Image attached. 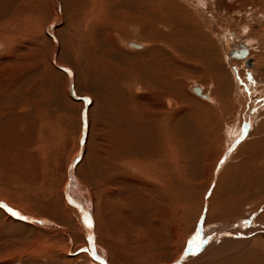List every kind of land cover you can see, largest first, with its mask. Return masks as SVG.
Instances as JSON below:
<instances>
[{"label":"rangeland","instance_id":"374dc122","mask_svg":"<svg viewBox=\"0 0 264 264\" xmlns=\"http://www.w3.org/2000/svg\"><path fill=\"white\" fill-rule=\"evenodd\" d=\"M103 12L106 15L100 19ZM114 22L139 25L112 32ZM154 22H168L173 30ZM129 42L145 48L131 49ZM239 43L248 49L246 59L252 66H246L244 59L229 58L228 51ZM139 62L146 63V80ZM113 63L121 79L123 76L119 79L122 88H130L122 89L119 95L112 72L102 73V68L112 70ZM193 87L201 88L211 99L194 94ZM149 110L158 112L156 116L163 113L166 138H155L160 132L153 133L151 125V130L139 131L146 132V147L165 138L169 155L177 163L179 180L172 182L177 185L170 208L189 207L190 217L201 199L205 213L199 217L204 221L209 199L214 204L233 198L237 189L226 190V183L239 182L235 167L244 155L255 154L257 147V151H264V0H0V137L4 140L0 194L6 198L0 199V264H102L86 254L90 245L85 212L92 226L94 250L102 253L100 249L107 248L104 264H146V258L153 260L156 255L160 259L154 264H175L185 252L197 256L217 241L213 236L208 243L211 230L193 234L194 226L181 256L174 259L159 250L148 252V246L142 244L146 229L140 227L146 225V198L149 208H155L158 199L153 191L160 188L149 178L145 181L149 187L138 177L139 185L125 184L116 190L115 182L105 181L111 163L137 149L130 139L134 128L127 117L137 113L145 118ZM249 139H258L260 147L253 143L247 146L249 151L239 152ZM165 146L162 143L163 149ZM249 166L246 163L238 171ZM260 176L250 181L257 182L254 198L264 196V174ZM124 177L130 180L134 171ZM81 187L88 189L92 203L86 202L87 191ZM122 189L128 191L134 204L110 195ZM69 197L77 202L76 209ZM115 203L131 217L126 221H139L140 225L130 222L120 226L118 213V227L114 226L108 215L116 214ZM139 204L142 209L135 211ZM262 210L240 223L247 222L246 228H251L250 220L263 215ZM112 232L117 241H112L114 247ZM132 241H136L135 247ZM116 244L122 245L123 254ZM261 246L264 254V243Z\"/></svg>","mask_w":264,"mask_h":264},{"label":"bare ground","instance_id":"6f19581e","mask_svg":"<svg viewBox=\"0 0 264 264\" xmlns=\"http://www.w3.org/2000/svg\"><path fill=\"white\" fill-rule=\"evenodd\" d=\"M110 4V3H109ZM101 5V4H100ZM110 6V5H109ZM94 11V10H93ZM141 11V10H140ZM104 12L101 14V17L100 19L104 16ZM106 15V14H105ZM162 15V14H161ZM128 18V16H126ZM103 19V18H102ZM115 24H113L112 26V32L113 30H117V32L119 31V28L121 27H127V26H137L139 24L137 23H133V22H114ZM146 23V22H145ZM151 24V23H150ZM155 26L157 24L163 26V27H166V28H170L169 30L172 29V24H169L168 22H154ZM120 25V26H119ZM118 28H116V27ZM160 26V27H161ZM114 27V28H113ZM124 27V28H125ZM152 27V26H151ZM123 28V29H124ZM156 28V27H155ZM108 31H110L108 28H107ZM173 30V29H172ZM176 30V29H175ZM159 31V30H158ZM122 32V31H121ZM120 32V33H121ZM173 32V31H171ZM100 33H103L102 31ZM175 34V33H174ZM101 35V34H100ZM99 35V36H100ZM122 35V34H121ZM166 37V36H165ZM170 37V36H169ZM101 38V37H100ZM249 39V38H248ZM121 40V39H120ZM125 41V38L123 39ZM163 40H166V39H163ZM167 41V40H166ZM170 41V40H169ZM181 41V40H179ZM123 42V41H122ZM172 42V40H171ZM175 42V41H173ZM94 43V42H93ZM161 43V42H160ZM163 44V43H162ZM171 44V43H170ZM179 44V43H177ZM102 45V44H101ZM172 45V44H171ZM95 46V45H94ZM112 46L115 47V45L112 44ZM117 47V46H116ZM128 47L131 48V49H134V50H142L145 48V45H141V44H138L136 42H132L128 44ZM167 47V46H166ZM174 47V46H173ZM182 47V46H181ZM93 48V47H92ZM112 48V47H111ZM165 48V47H164ZM171 48V47H169ZM94 49V48H93ZM114 49V48H113ZM112 49V50H113ZM116 49V48H115ZM118 49V47H117ZM168 49V48H167ZM166 49V50H167ZM164 50V51H166ZM104 51V50H103ZM119 51V50H118ZM170 51V50H169ZM172 51V50H171ZM183 51V50H182ZM80 52V51H79ZM132 52V51H131ZM174 52V51H172ZM170 52V53H172ZM130 53V52H129ZM128 53V54H129ZM133 53V52H132ZM113 55V54H112ZM175 55V54H174ZM170 56V55H169ZM177 58V57H176ZM169 59V58H168ZM166 60V59H165ZM118 61V60H117ZM121 61V60H120ZM119 61V62H120ZM164 61V60H163ZM163 61H161L163 63ZM167 61V60H166ZM170 61V60H169ZM122 62V61H121ZM160 62V61H159ZM165 62V61H164ZM117 63V62H115ZM113 63L112 65V70L109 69V68H102V73L103 74H106L108 72V70H110L112 72L111 76L114 77L115 79V83H117V91H116V95H119V93H121L122 89L128 91V87L126 88H122L123 85L121 84L120 80V70L118 69V67L116 66V64ZM138 63V62H137ZM140 63V62H139ZM154 63V62H153ZM166 63V62H165ZM171 63V62H170ZM172 63H173V59H172ZM122 64V63H121ZM123 64H124V61H123ZM127 64V63H126ZM142 64V63H140ZM134 65V64H133ZM131 65V66H133ZM136 65V64H135ZM134 65V66H135ZM143 66L140 68V72L143 73V76H144V79L146 80V63L142 64ZM163 65V64H162ZM119 66V65H118ZM125 66V65H124ZM130 66V68H131ZM137 66V65H136ZM135 66V67H136ZM153 66V65H152ZM155 66V65H154ZM158 66V65H157ZM156 66V67H157ZM129 68V66H127ZM161 67V66H160ZM159 67V68H160ZM165 67V65H164ZM162 67V68H164ZM177 67V66H176ZM127 68V70H129ZM137 68V67H136ZM132 69V68H131ZM125 71V70H124ZM138 71V70H137ZM153 71V70H152ZM67 72V71H66ZM155 72H153L154 74ZM114 74V76H113ZM123 74V73H122ZM137 75V73H136ZM155 75V74H154ZM153 75V76H154ZM161 78V77H160ZM160 78H157L159 79L160 81ZM163 78V77H162ZM122 79H123V76H122ZM121 79V81H122ZM163 80V79H162ZM169 81V80H168ZM140 83V82H139ZM172 83V82H170ZM174 83V82H173ZM146 85V84H145ZM175 85V84H174ZM140 86V85H139ZM147 86V85H146ZM149 86V85H148ZM167 86V85H166ZM65 87H66V84H65ZM141 88V87H140ZM152 88V87H150ZM199 88V87H198ZM158 89V88H157ZM160 89H161V86H160ZM200 91H201V88H199ZM138 91V90H137ZM158 91V90H157ZM130 92V91H129ZM158 94V93H157ZM201 95H204L206 99H211L210 96L206 93L204 94V92L202 93L201 92ZM67 96V95H66ZM73 96V94L71 95ZM159 96V95H158ZM161 96V95H160ZM199 96V95H198ZM74 97V96H73ZM201 97V96H200ZM204 98V97H202ZM69 100V99H68ZM208 100H205V101H208ZM213 100H211V104L213 103L212 102ZM72 102V101H71ZM155 103V102H154ZM160 103V102H159ZM153 104V103H152ZM21 105V104H20ZM24 105V104H22ZM72 105H74V103L72 102ZM151 105V104H150ZM157 105V104H156ZM153 106V105H151ZM159 105L156 106V108L158 107ZM167 106H169V103L167 102ZM160 111V110H159ZM163 110H161L162 112ZM148 111H146L147 113ZM150 113H147V116L146 117H152L153 119H146L143 118V117H139V115H137V113H133L130 115V117L127 119L130 120L131 122V125L132 127L134 128V135H130L132 138H130L131 140H134L135 142V145L137 146V149L135 150L134 154L133 152H130L128 151L129 153H126V156H123L120 155L121 157L119 158H116L117 160L114 162V163H111V168L110 170L107 171V175L106 173H104V179L105 181H108V180H111L112 182H115L114 183V188L113 190H116L118 187H120L121 185L125 186V184H133V183H136L138 182V185H139V178L141 180L146 181V178H149V179H153L154 180V183L153 185H157V187H159L158 189L161 191H158V190H154L153 193L157 196L156 199H158V203L156 206H153L155 208L153 209H150L152 208L150 206L149 208V205L150 203L148 202V199L146 198V225L145 226H141L140 227V230L141 228H145L146 229V234L144 235L143 237V246H148V249L150 250H147L148 252H151L152 251H162L164 256H170V257H174L177 258L179 255L181 256L183 250H184V247H185V242L187 240V238L189 237V235L194 231V226H196V229H195V235H198V233H200L201 231H206V230H211V231H214L213 232V235H209V238H208V243L209 241L213 238V236L215 238H217V241H219L217 244L214 242H212L211 244H209L207 246L208 243H206L204 245L207 246L203 252L201 254H197V256H193V257H190L189 255V252H185L182 256V259L180 260H176L174 263L175 264H264V254L262 252L263 250V246H261V244L264 243V214L263 215H260L259 218H255L253 220H250L249 222V225L251 226V228H244L247 224V220L246 218L247 217H250L249 215L250 214H256L258 213V211L262 210L264 211V196H260L259 198H254L252 196V192H253V188L254 186L256 185V183L252 184L250 181H252L253 179L259 177L261 174H264V154L263 152L264 151H261L259 149V151H257L256 147H254L253 149H256V153L253 154V155H249V153L245 154L244 155V160L242 161L241 164H239V166H236L235 168L236 169V172H235V178L239 180L238 183H233V182H230L228 181L226 183V190H234L237 191L235 192L233 198L231 197H228V199L225 201V200H222L221 202H215L214 204L212 203V199H209L208 201V207L206 205V208H207V213L205 214V220L203 221L202 218L203 217H199L201 216L202 213H205V211L203 210L204 206H203V200L200 199L199 203L197 204L196 208L193 206V208H195L193 214L194 215H191L190 217H188L189 215H187V208H184V207H181V208H170L171 207V202L173 203V201L175 202V199H174V195H173V190L175 189V185L177 184H174L172 183L173 181H178L179 180V175L176 171V167H177V163L172 159L171 155H169L170 151L168 152V148L167 147H170V146H165V144L167 143L165 141V134H164V129L166 128V123H165V119L164 116H163V113H162V116L161 115H157L156 116V111H150ZM165 112V111H164ZM152 113V114H151ZM241 114V113H240ZM167 116V114H166ZM126 119V118H125ZM124 119V120H125ZM129 122V123H130ZM263 122V121H262ZM260 122V123H262ZM264 123V122H263ZM262 123V124H263ZM126 125V124H125ZM124 125V127H125ZM130 126V124H128ZM154 126L153 127V133H155L154 130H157L160 132V134H155V138H156V135H162V138L165 137L163 139V142L162 141H158V144L157 142L156 143H152L150 144L148 147H146V132H142L140 133L139 131L140 130H144V129H152L150 126ZM239 125H240V122L237 123V128L236 127H233L234 130L236 128V134L239 132ZM260 125V124H259ZM264 126V124H263ZM258 127V125H257ZM231 128V127H230ZM225 129V128H224ZM229 130V129H227ZM127 131V130H126ZM133 131V130H132ZM256 131H258L256 129ZM255 131V132H256ZM260 132V131H259ZM264 132V131H262ZM262 132H260L262 134ZM229 133V132H228ZM227 133V135H228ZM232 133V131H231ZM127 134V133H126ZM136 134V136H135ZM254 134V133H253ZM258 135H260L259 133H257ZM231 135V134H229ZM252 135V134H251ZM256 135V133L254 134ZM0 136H2V131L0 130ZM129 136V137H130ZM257 136V135H256ZM160 137H158V139H160ZM228 137V136H227ZM259 137V136H258ZM260 138V137H259ZM263 138V136H262ZM129 139V141H130ZM252 139V137H251ZM254 139V138H253ZM264 139V138H263ZM262 139V140H263ZM156 140V139H155ZM154 140V141H155ZM161 140V139H160ZM257 140V141H256ZM261 142H264L262 141ZM157 141V140H156ZM137 142V143H136ZM160 142V143H159ZM166 142V143H165ZM259 142L258 139H255V141L253 142H250V139L244 144V146H241L239 148V152H241L240 150H244L245 151V148H248L252 146L253 143H256L259 145ZM260 142V143H261ZM162 143L164 144L165 148L163 149L162 148ZM229 143V142H228ZM6 144V143H5ZM152 145V146H151ZM155 145H157L158 148H154ZM161 145V148L159 149V146ZM257 145V146H258ZM6 146V145H5ZM8 146V145H7ZM152 148H151V147ZM154 146V147H153ZM263 146V145H262ZM10 147V146H8ZM133 147V146H132ZM227 147V146H226ZM260 147V145H259ZM264 147V146H263ZM128 148V147H127ZM131 148V147H130ZM247 148V150H248ZM262 148V147H261ZM133 149V148H132ZM159 149V150H157ZM3 150H4V140L0 137V158H1V153H3ZM172 150V149H171ZM252 150V149H250ZM220 151V150H219ZM249 151V150H248ZM247 151V152H248ZM222 152V151H221ZM237 152V153H239ZM246 152V151H245ZM254 152V151H253ZM259 152V153H258ZM173 153V151H172ZM237 153L235 155H237ZM4 154V153H3ZM217 154V153H216ZM251 154V153H250ZM262 154V155H260ZM218 155V154H217ZM4 156V155H3ZM123 156V157H122ZM175 156V155H174ZM5 157V156H4ZM237 157V156H236ZM235 157V158H236ZM120 158H123V162H119ZM177 159V157H175ZM6 158H4L5 160ZM2 160V159H1ZM178 160V159H177ZM6 161V160H5ZM122 161V159H121ZM241 161V160H240ZM178 162V161H177ZM250 164V166L248 168H245V170L241 169L238 171V168L244 164ZM217 164V163H216ZM1 165V164H0ZM5 166V165H3ZM214 166V165H213ZM216 168V167H215ZM134 171V177H130L131 179L128 180L124 177V175L128 172H132ZM4 170V169H3ZM5 171V170H4ZM25 171V170H24ZM66 171V170H65ZM104 170H102L103 172ZM70 173V172H69ZM101 173V171H100ZM131 174V173H130ZM129 174V175H130ZM103 176V174H101ZM210 175V174H209ZM3 177V176H2ZM139 177V178H138ZM261 177V176H260ZM138 178V179H137ZM208 178V177H207ZM211 178V176H210ZM209 178V179H210ZM1 179V178H0ZM66 179V178H65ZM3 180V179H2ZM71 180V179H70ZM84 178L82 179V183H85V181L83 182ZM263 180V179H262ZM74 181V179H73ZM95 181V180H94ZM209 181V180H208ZM5 182V181H4ZM142 182V181H141ZM210 182V181H209ZM264 182V181H263ZM96 183V182H95ZM100 183V182H99ZM97 183V184H99ZM143 183V182H142ZM176 183V182H175ZM178 183V182H177ZM150 184V183H149ZM152 184V183H151ZM174 184V185H173ZM210 184V183H209ZM262 184V183H260ZM65 185V184H64ZM104 186V184H102ZM134 186L137 185V184H133ZM143 185V184H141ZM74 186V185H73ZM76 186V185H75ZM72 189L74 190V192H78V188L75 187ZM123 186V187H124ZM129 186V185H128ZM127 186V187H128ZM149 185L147 183H145L144 187H146ZM210 186V185H209ZM143 187V186H142ZM220 187V186H219ZM218 187V188H219ZM256 187V186H255ZM12 188V187H11ZM82 188V187H81ZM151 188V187H150ZM217 188V189H218ZM82 189H85L88 193H89V196H88V193L87 192H84L86 193V202L88 204L92 203V199H91V195H90V192L88 191L87 188H82ZM80 189V190H82ZM216 189V190H217ZM19 190V189H18ZM112 190V191H113ZM223 190V189H222ZM9 191V190H8ZM17 191V190H16ZM16 191H12L14 194L16 193ZM63 188L61 190V194H62V198H63ZM118 191V190H117ZM123 191V193L121 195H117L118 192H121ZM82 192V194H83ZM116 192L115 194L114 193H111L110 192V195H115L117 196V199L120 200L121 202L123 203H127L129 202V204H131L130 202H132L134 204V201H131L132 198H130V194L127 195V192L125 190H120ZM262 192V191H261ZM264 192V190H263ZM73 193V192H72ZM81 193V192H80ZM254 193V192H253ZM217 194V193H216ZM262 194V193H260ZM79 195V194H78ZM108 195V194H107ZM109 195V196H110ZM221 195V194H220ZM254 195V194H253ZM68 196H69V193H68ZM74 196V195H73ZM150 196V195H149ZM81 197V196H80ZM83 197V196H82ZM155 197V196H154ZM6 199L4 198V196H2L0 194V199ZM130 198V201H128ZM150 198V197H149ZM144 199V198H143ZM204 199V198H202ZM69 200H70V197H69ZM83 200V199H82ZM102 200V199H101ZM78 201H81L78 200ZM91 201V202H90ZM106 201V200H105ZM117 201V200H116ZM150 201V200H149ZM82 202V201H81ZM85 202V203H86ZM136 202V201H135ZM151 202V201H150ZM70 203L71 205H73V209H76L75 207H78V204L77 202H73L72 200H70ZM104 203V202H103ZM107 203V202H106ZM153 203V202H152ZM178 203V202H177ZM205 204V203H204ZM113 205V204H112ZM152 205V204H151ZM27 206V205H26ZM63 208H65V212H66V206L64 204V199H63ZM139 208L137 207L136 209L134 208V210H141L142 208L140 207L141 205L139 204L138 205ZM143 206V205H142ZM85 207V206H84ZM91 207V206H90ZM174 207V206H173ZM179 207V206H178ZM113 208H115L116 210V214H114L112 212V208H111V212L110 213V216L108 215V217L112 218V224L114 226H116V223L119 221H117L118 217L120 219V226L123 225V224H129L130 222L132 221H126V220H129L131 217L129 215H126L123 213V206L120 205V204H114L113 205ZM62 209V208H61ZM86 209H88V207L86 206ZM150 209V210H148ZM157 209V210H156ZM85 210V209H84ZM192 211V209H190ZM202 210L204 212H202ZM87 211V210H86ZM62 215L64 211H61ZM110 212V211H109ZM108 212V213H109ZM118 213H120L121 215L118 216ZM190 213V212H189ZM68 214V213H67ZM199 214V215H198ZM115 215V216H114ZM18 216V215H17ZM65 216V215H64ZM84 218H85V222H86V227H87V238L86 240L89 242V247L86 249V254L88 256V254L92 257V259L94 261L98 260L99 263H103L102 259L105 260L106 258V254H107V248H104L103 249L105 250H101L100 249V252L102 253H96V251L94 250L93 246H92V240H93V237L92 236V233H91V222H90V219H89V216L88 214L85 212L84 214ZM118 216V217H117ZM107 217V218H108ZM199 219H198V218ZM255 217V216H253ZM258 217V216H257ZM77 218V217H76ZM197 218V220L195 221V219ZM18 220H22V221H25V222H29L27 221L26 219H23L21 216L17 218ZM74 219V218H73ZM204 219V218H203ZM201 220L203 222H201ZM246 220L247 222L246 223H240V221H244ZM103 221V220H102ZM32 222V221H31ZM36 222V221H34ZM105 222V221H103ZM239 222V223H238ZM30 223V222H29ZM38 223V222H37ZM35 223V224H37ZM42 223V222H41ZM43 223H46V222H43ZM97 223H98V220H97ZM134 225H140L139 224V221L138 223H134L132 222ZM235 223H238V224L235 226V227H231L233 226ZM142 225V224H141ZM53 226V225H52ZM56 227V226H55ZM85 227V228H86ZM118 227V226H116ZM116 227H113V229L111 230H114V228ZM241 227H243L244 229H242ZM247 227V226H246ZM138 229V228H136ZM232 229V231H231ZM61 230V229H60ZM109 230V229H108ZM127 230L129 231V228L127 227ZM197 230V231H196ZM138 232V231H136ZM209 232V231H208ZM232 234H231V233ZM98 233V239H102L103 236H102V233L100 232V230L97 232ZM113 234V232H112ZM209 234V233H208ZM207 234V235H208ZM212 234V233H210ZM263 234V235H262ZM109 235V233H108ZM107 235V237H108ZM110 237L112 236L111 233L109 235ZM124 236H127V237H131L130 234H128L127 232H125ZM234 236V237H233ZM109 238V237H108ZM106 238V240L108 239ZM114 238V234L113 236L111 237L110 239V242L111 244L112 241L113 242H117L116 241V235H115V238ZM195 238V237H194ZM193 238V239H194ZM131 239V238H130ZM105 240V241H106ZM118 240L120 241V239L118 238ZM132 240V239H131ZM118 241V242H119ZM216 241V242H217ZM108 242V241H106ZM136 241H132V247H135V243ZM110 245V243H109ZM117 245V244H116ZM111 246V245H110ZM110 246H107V247H110ZM113 247L115 246V244L112 245ZM142 246V248H143ZM111 248V249H114V248ZM121 247V248H120ZM108 248V250L110 249ZM116 249L118 248L119 252H124V249H122V245L118 247V245L115 247ZM67 249V248H66ZM110 249V250H111ZM147 249V247H146ZM85 250V249H84ZM201 251V250H200ZM97 252H99V249H97ZM117 252V251H116ZM117 252V254L119 253ZM122 252V254H123ZM116 254V253H114ZM192 254V253H191ZM194 254V253H193ZM154 255V254H153ZM117 256V258L120 260V256L118 257V255H115ZM151 256V255H150ZM163 256V255H161ZM123 256H121V259L123 260L124 258H122ZM159 255L156 257H154L153 260L149 259V258H146V264H154L156 262H159V259L158 258ZM115 258V257H114ZM151 258V257H150ZM128 259V258H127ZM132 259V258H130ZM133 259L135 260L136 259V256L133 257ZM121 260V261H122ZM126 260V259H124ZM120 261V262H121ZM123 262V261H122ZM127 263V261H126ZM131 263V261H130ZM107 264H113V262H107ZM170 264V262H169Z\"/></svg>","mask_w":264,"mask_h":264},{"label":"water","instance_id":"95a60500","mask_svg":"<svg viewBox=\"0 0 264 264\" xmlns=\"http://www.w3.org/2000/svg\"><path fill=\"white\" fill-rule=\"evenodd\" d=\"M247 54H248V49L241 43L236 44V48H230V50L228 51V56L230 59H233V58L244 59L246 66H252L251 60L246 59ZM192 92L196 95H199L205 98L204 95H201V91L198 87H193Z\"/></svg>","mask_w":264,"mask_h":264},{"label":"crops","instance_id":"0c3cea01","mask_svg":"<svg viewBox=\"0 0 264 264\" xmlns=\"http://www.w3.org/2000/svg\"><path fill=\"white\" fill-rule=\"evenodd\" d=\"M0 207L1 208H3L1 205H0ZM5 209V208H4ZM6 209H7V207H6ZM12 209V208H11ZM8 211H10V209H8ZM6 215H9L10 217H12V218H14V219H16V217L15 216H13V215H10V214H8V213H5ZM16 220H18V219H16ZM18 221H21V220H18ZM22 222V221H21ZM238 226H239V224H238ZM244 228H246V226L244 227Z\"/></svg>","mask_w":264,"mask_h":264},{"label":"flooded vegetation","instance_id":"af4514ba","mask_svg":"<svg viewBox=\"0 0 264 264\" xmlns=\"http://www.w3.org/2000/svg\"><path fill=\"white\" fill-rule=\"evenodd\" d=\"M248 55V54H247Z\"/></svg>","mask_w":264,"mask_h":264}]
</instances>
